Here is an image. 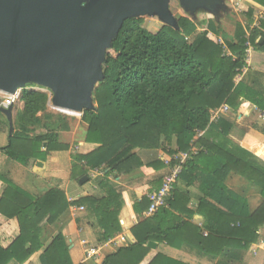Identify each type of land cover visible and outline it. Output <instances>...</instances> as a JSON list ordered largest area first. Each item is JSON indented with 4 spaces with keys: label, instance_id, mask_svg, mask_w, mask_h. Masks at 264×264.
Segmentation results:
<instances>
[{
    "label": "trees",
    "instance_id": "16d2710c",
    "mask_svg": "<svg viewBox=\"0 0 264 264\" xmlns=\"http://www.w3.org/2000/svg\"><path fill=\"white\" fill-rule=\"evenodd\" d=\"M250 1L264 8V0ZM247 15L251 20V8ZM177 24L178 30L162 26L157 33H151L143 28L140 19H128L106 54L104 80L93 92L96 109L84 111L81 117L86 126L83 142L97 148L87 154L72 155L70 176L79 183L90 171L103 168L104 177L97 186L105 192L104 197L90 195L71 202L58 188L32 197L0 174V216L16 218L19 224V236L8 248L0 247V264H24L41 251V230L56 224L71 207L83 208L85 213L87 223L77 217L78 228L92 227L97 243L107 244L101 264H184L146 248L150 241L177 250L187 246L199 257L220 259L217 264H233L240 262L250 246L258 242V232L264 227V167L205 138L198 141L205 153L202 151L184 163L178 182L189 184L206 174L205 200L209 198L224 209L201 204L207 236H203L204 230L173 213L179 211L176 203L183 198L177 182L167 207L152 217H144L150 205L146 195L132 205V213L137 216L133 217L136 223L130 229L133 243L127 247L109 244L122 232L119 214L124 201L108 177L141 179L167 168L162 161L144 164L135 150L155 151L163 147L169 156L188 153L197 132L218 127L209 125L210 111L223 104L236 112L244 100L264 113V89L255 82L249 85L238 81L247 68L246 44L264 53V20L248 38L238 24L235 41L226 42L229 55L218 43L221 30L214 22H209L207 30L199 34L189 18L179 17ZM20 102L23 106L14 116V132L8 136L7 145L0 148L2 157L30 168L33 163L45 162L52 152L68 151L69 146L59 140V130L35 134L41 123L38 114L45 110L48 95L23 90ZM58 122L64 123L63 118ZM2 126L8 134L6 120L0 121V132ZM225 126L222 120L219 127ZM173 144L174 150L167 148ZM211 164L212 168L197 171L198 166ZM231 173L255 188L260 200L255 208H251L250 199L225 188L224 182ZM156 184L150 191L160 188L161 182ZM68 248L65 237L59 233L42 250L40 264H72Z\"/></svg>",
    "mask_w": 264,
    "mask_h": 264
},
{
    "label": "water",
    "instance_id": "95a60500",
    "mask_svg": "<svg viewBox=\"0 0 264 264\" xmlns=\"http://www.w3.org/2000/svg\"><path fill=\"white\" fill-rule=\"evenodd\" d=\"M170 1L0 0V92L38 86L51 93L50 104L61 113L95 110L93 92L104 80L105 57L123 23L151 17L178 30ZM177 1L191 17L201 11L217 18L227 10L223 0ZM0 113L11 137L13 106ZM146 248L155 251L157 244Z\"/></svg>",
    "mask_w": 264,
    "mask_h": 264
},
{
    "label": "crops",
    "instance_id": "0c3cea01",
    "mask_svg": "<svg viewBox=\"0 0 264 264\" xmlns=\"http://www.w3.org/2000/svg\"><path fill=\"white\" fill-rule=\"evenodd\" d=\"M243 1L255 6V3L250 0ZM226 7L228 8L227 5ZM253 53L254 50H249L247 56L248 67L245 69L242 77L238 81L244 80L246 84L249 85L255 82L264 89V84L260 82L264 77V53H256L255 56H252ZM254 88L258 90L259 87ZM14 109L15 108L13 107V119L15 114ZM222 120L226 123L224 129L219 127ZM209 125H216L218 127L210 129L208 127L206 131L196 133L188 152L189 159L197 156L202 151L205 153V150L198 143V141L206 138L211 142L221 143L226 149H229L237 156L244 157L249 162H256L260 165V167H264V113L260 112L254 105L242 100L236 112L230 110L227 114L220 115L217 121L211 122ZM240 136L241 140H239ZM7 142L8 134L6 128L2 126V130L0 132V148L5 147ZM79 145H82L83 148L91 147V152L97 148L94 144L82 143ZM167 148H172V150H174L175 146L173 144L172 146H167ZM135 153L144 164L156 161H162L164 163V160L170 157L163 151V147L155 151L135 150ZM74 154L83 153H81V151L76 153L74 148L71 146L68 151L50 153L45 162L33 163L30 168H23L14 162L5 160L0 154V174L32 197L44 195L52 188L62 190L67 199L71 202L90 195L95 197H104L105 192L97 186V182L104 177V174L98 175L91 171V177H93V180H91L90 191L86 190V187L90 184L79 185V183L70 179L72 163L71 157ZM179 154L180 153L176 155ZM212 167L213 164L204 167L198 166L197 171L198 169H210ZM166 172L167 168H163L161 170L151 172L148 176L146 175L141 179H133L130 177L115 178V175L108 177L110 181H113L116 191L121 193L124 201V206L119 214V223L121 225L122 232L115 238L111 239L109 243H114L119 246L120 243L117 241L120 240L123 235H128L131 241L134 240L130 233V229L136 223L133 217L137 216L132 213V205L136 201H140L145 195L148 197L151 193H153L154 191L150 190L157 186V182H161L162 177L166 174ZM95 175H98L97 181L94 180ZM205 175L206 174L201 175L199 180L194 182L192 181L189 184L182 180L178 182V189L182 192L180 194L183 198L178 199V202L176 203V208H178L179 211L173 212L176 217L181 218L187 224L197 227L198 229L200 228L201 230H204L205 225V220L203 218L205 210L201 209V204L210 203L218 209L224 210L211 199L206 198L205 200V194L203 191L205 188V181L203 179ZM224 186L228 191L250 199L251 208H253L251 201L255 195V188L251 187L243 178L231 173V175H229L224 182ZM2 191L3 184L0 182V196ZM78 213L79 212H74L70 208L56 224L50 227L46 226L41 230L40 236L43 249L50 244L56 235L62 233L69 245L68 250L72 264H83L86 262H88V264H101L105 255H100L98 258L85 261L86 249L90 247V244L91 248H97L98 243L96 241V233L92 227L91 230L89 227L78 228L76 224V218L79 217ZM144 217H147L146 213ZM207 234V231L204 230L203 236H207ZM258 235L259 242L250 246L240 262H234L233 264H264V239L261 237L264 235V227L259 230ZM18 236L19 224L17 219H5L0 216V247L2 249L8 248ZM83 242L87 243V245L84 246L82 244ZM156 244L157 248L154 252L160 253L170 259L184 264H217L220 262V259L210 260L205 257H199L195 254L194 249L187 246H183V248L177 250L165 244ZM42 250L31 256V258L24 264H40L39 257L42 254ZM9 264L17 263L10 262Z\"/></svg>",
    "mask_w": 264,
    "mask_h": 264
},
{
    "label": "rangeland",
    "instance_id": "374dc122",
    "mask_svg": "<svg viewBox=\"0 0 264 264\" xmlns=\"http://www.w3.org/2000/svg\"><path fill=\"white\" fill-rule=\"evenodd\" d=\"M223 1L228 6V8L225 12H220L219 16L217 18L214 17L213 15L209 14V13L201 12V11L197 12L195 14V16L191 17L182 11L177 0H171L169 8H170L172 14L177 19L179 17H185V18L191 19L196 24V29H197L198 34L203 33L207 30V25L209 22H214L221 30V32L218 35V43L222 46L224 54L229 55L230 53L228 51V48L226 47V42L232 43L235 41V32H236L237 25L240 24L244 28L245 38H248L251 31L260 29V23H261V21L264 20V8L257 5V4H254L255 6H252V4L245 2L243 0H223ZM250 8L253 10V15H252L251 20L247 15V12L249 11ZM140 20L142 21L143 28L146 29L147 31L151 32V33H157L159 31V29L162 26H164L157 18L143 17ZM192 40L193 39H191V41ZM248 44L249 43H247L246 45H248ZM247 47L248 48L246 51V55L248 56V52H249V50H252V48L250 46H247ZM254 53L252 54V56H255L256 53H259V52L254 51ZM246 67H248L247 59H246ZM260 82L262 84H264V77H263V79H261ZM22 106L23 105L21 102L17 103L14 106L15 114L17 111H20L22 109ZM15 114H14V116H15ZM38 116L41 117V123L35 129V134L45 133L50 129H52V131L55 130L56 132L59 130L58 131L59 140L65 144H67L69 146V149L72 146L76 153L79 151H81V153H83V154L91 152V150H90L91 147L90 148H88V147L83 148L82 145H79V144L84 143L83 140H84V136L86 133V126L81 122L82 114H64V113H61L51 106L50 101L48 99L47 106H46L45 110L43 112L39 113ZM60 118H63L64 123L58 122V120L60 121ZM0 121L5 122V118L2 115H0ZM261 134H263V133H261ZM239 140H241V136L239 137ZM170 157H172V156H170ZM164 165H165V160H164ZM98 170H99L98 172L101 173V175H103L105 173L103 168H99ZM97 176L95 175V178H94L95 181L98 180ZM88 177L90 179L86 183H84L83 185L90 184L86 187V190L90 191L91 180H93V177H91V171L88 173ZM88 177H87V179H88ZM254 193L256 194V192H254ZM251 202H252V207L254 208L258 205L260 200L256 195H254V198H252ZM78 209H80V208H78ZM78 214H79L78 218H83L84 221L86 220L85 213L83 211L79 212ZM86 223L87 222L85 221V224ZM84 227H86V226H84ZM87 227H89L91 230L90 226H87ZM261 237H262V239H264V235H262ZM96 240H97V237H96ZM117 242L120 243L119 247H127L129 245V243H133L134 240L131 241L128 235H123V238H120V240H118ZM102 246H103V244H98L97 248L102 247ZM90 247H91V244H90ZM93 248H95V247H93ZM106 253H107V250L105 252H102L101 254L105 255Z\"/></svg>",
    "mask_w": 264,
    "mask_h": 264
},
{
    "label": "built area",
    "instance_id": "2783aa9c",
    "mask_svg": "<svg viewBox=\"0 0 264 264\" xmlns=\"http://www.w3.org/2000/svg\"><path fill=\"white\" fill-rule=\"evenodd\" d=\"M23 90L45 93L48 95L49 101H51V93L48 90L38 86H27L23 89H18L15 92V94L12 95L0 92V108L6 109L9 106L14 107L17 103L20 102V95ZM229 111L230 108L225 104H223L217 109L211 110L210 123L217 121L220 115L227 114ZM188 159H189L188 153L186 154L180 153L179 155H174L169 159L165 160V165L167 166V172L162 177L160 188L148 196L150 205L146 212L147 217H152L159 209L167 207L168 200L171 198V194L174 190V187L177 184L179 177L182 173L183 165ZM93 173L101 175V173H99L98 170H94ZM71 209L74 212L83 211V208L78 209L76 207H71ZM83 245L86 246L87 243L83 242ZM104 246H107V244L98 248H91V247L87 248L85 251V261L98 258L100 255H102L101 253L103 252Z\"/></svg>",
    "mask_w": 264,
    "mask_h": 264
},
{
    "label": "bare ground",
    "instance_id": "6f19581e",
    "mask_svg": "<svg viewBox=\"0 0 264 264\" xmlns=\"http://www.w3.org/2000/svg\"><path fill=\"white\" fill-rule=\"evenodd\" d=\"M71 114V113H70Z\"/></svg>",
    "mask_w": 264,
    "mask_h": 264
}]
</instances>
